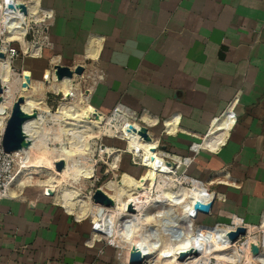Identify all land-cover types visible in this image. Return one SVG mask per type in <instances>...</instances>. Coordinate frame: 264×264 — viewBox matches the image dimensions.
<instances>
[{
  "label": "crops",
  "instance_id": "obj_1",
  "mask_svg": "<svg viewBox=\"0 0 264 264\" xmlns=\"http://www.w3.org/2000/svg\"><path fill=\"white\" fill-rule=\"evenodd\" d=\"M41 6L54 16L50 35L64 56L90 60L88 44L100 40L92 61L105 78L93 87L95 107L122 104L141 113V123L158 124L160 146L167 141L172 153L196 155L189 175L226 196L214 203L210 225L227 222L226 214L264 223V0H42ZM229 118L225 142L205 148ZM116 249L94 237L90 221L56 203L0 199V264H123Z\"/></svg>",
  "mask_w": 264,
  "mask_h": 264
},
{
  "label": "bare ground",
  "instance_id": "obj_2",
  "mask_svg": "<svg viewBox=\"0 0 264 264\" xmlns=\"http://www.w3.org/2000/svg\"><path fill=\"white\" fill-rule=\"evenodd\" d=\"M10 1L11 0H0V24H5L11 28L9 34L5 38V43L10 44L14 41H18L25 46L26 50L27 41L24 36L28 32L30 23L33 22L32 19L44 22L43 19L40 20V17L45 16L46 18H51V11L43 9L41 6V0H13L17 5V9L15 10L17 12L20 11L21 13L17 14L15 11V15L12 16L10 13H5V4ZM23 7H25V10ZM100 49V40L98 38L94 39L93 37L88 44L86 58L95 61L99 55ZM39 52L40 47L35 48L32 53L33 55H38ZM7 55V48L0 50V146L8 121L12 116V111L8 112L6 110L3 112L2 101L4 99L8 101V99L11 98L12 93L15 91V88L12 89L14 83L11 81V77L13 76H11L12 71ZM77 77L82 78V76L74 71H72L71 76L62 77L55 69V72L51 71L50 73L51 88L59 93H64L66 99L71 100L75 97L74 91L76 90V86L74 87V84L77 81ZM21 82L22 85H26L27 87L30 85L29 87L32 88L31 84L33 83L31 81L29 82L28 80L23 79ZM83 99L84 98L81 97V101L75 103V106L63 104L58 115L55 116V118L62 123L63 126L60 125L63 127L64 132L66 131L67 134H73L75 139H77L75 142L71 143L70 147H72L73 152L78 151L80 155H75L70 151L65 150V148L64 150L58 149L56 156L54 158L50 157V160H48L49 164L45 166L52 171V173L47 174L45 180V183L47 184L54 186L55 184L60 183L59 179L61 177L64 178L65 175L70 172L72 179L76 181H82L84 178L92 179L94 168L91 165V159L88 156L91 141L103 136H113V131L108 127V123L102 126L106 121L105 117L94 110L85 108L83 106ZM32 102L35 103L37 108L35 111H32ZM20 104L23 105L25 103L21 102ZM41 105L42 103H40L39 100L31 98L28 103L20 109L25 115L24 124H28L32 121V125L35 126L38 124L36 121L41 119L40 112L44 111L46 114L50 113L48 107L44 108L43 105L42 107ZM37 106L41 108H38ZM143 119V121L147 123H152V119L147 115H145ZM233 123L234 119L231 118L226 119V121L221 120L216 125L218 131H213L215 136L204 140L203 146L210 150H218L220 148L219 146L225 142V137ZM25 131L22 129L23 144L21 148L17 152L10 154L11 156H14L17 161H20L24 168H26L25 175H23L22 178L15 179L14 184L17 188L39 183V180H36L35 177L39 173L36 170H32V168H44L42 160L43 158L47 159L46 153L49 150L46 149L42 154V160L37 164H34V151L37 148L33 143H30ZM170 131L171 133H174L173 128H171ZM126 139L131 140L133 145L146 153V155H152L151 153L156 151L157 142L155 143L154 138H152L150 133L146 130L132 127L128 131ZM154 148L155 151H153ZM50 152H52V150H50ZM85 159L86 161H83ZM60 163H62L63 166L61 169H58L57 166ZM170 163L176 164L173 161L164 162L159 166L158 173L161 175L162 173L168 175L170 171L175 170L176 168L173 169L170 167ZM115 165L116 162L112 165L113 169L117 168ZM156 185L157 184L154 182L144 185L141 182H138L133 176L124 175L121 180L109 181L103 186V188H100V190L103 191V193L112 201L110 206L104 204L94 206L90 201L80 199V191L76 190L74 187H70V189L62 188L56 195L55 200L66 211V213L72 215L77 220L88 218L94 213V209L95 211L99 210V213L102 211V214L95 222H103L104 227L100 228L102 235L110 238L114 234H119L126 244L133 247L129 253V258L131 253L138 251L142 253V255L148 256V261H146L145 264H166L167 262L175 264V257L177 254L182 255L183 253L194 255L190 258L191 261L189 262L180 261L178 257L177 262L179 263L176 264H194V262L198 263L199 261L201 264H207L208 261L207 259H203L202 254L209 253L212 257L214 256V258L218 260L224 262L231 261L232 257L225 253L230 246L226 241H221V239L225 237L226 232H213L212 237L207 241H204L200 234H196L197 236L194 237L191 234L190 227L192 225V214L194 213L192 212V209L197 203H201V200L204 198L201 197L202 192L193 188L188 189L185 187H179V190L175 193L171 190L165 191L163 196L152 199L151 195ZM198 186V184H195V187ZM10 195L17 196V193L11 188ZM215 197H217L216 193ZM166 202H170L171 205L165 204ZM163 203L164 206L161 205ZM134 212H138L139 214L132 215L131 213ZM237 231L233 233H237ZM163 232L167 238L164 237L168 239L165 244H163ZM180 232H183V235H180ZM230 234L232 233H229V235ZM195 253H197V255H195ZM163 258L166 260L163 261ZM127 259L126 261H129V259ZM258 260L261 264H264V255L260 256Z\"/></svg>",
  "mask_w": 264,
  "mask_h": 264
},
{
  "label": "rangeland",
  "instance_id": "obj_3",
  "mask_svg": "<svg viewBox=\"0 0 264 264\" xmlns=\"http://www.w3.org/2000/svg\"><path fill=\"white\" fill-rule=\"evenodd\" d=\"M43 9L46 8L43 7ZM44 17H40V20L43 19L44 22H39V20L35 21L34 19H32L33 22H31L30 25L31 27H33L34 31L31 32L28 38H26V50L25 46L20 44L18 41L6 44L5 38L9 33L6 34V36H0V50L3 48L8 49L7 57L10 62L12 71L11 76H13L11 77V81L14 83L12 89L15 88V91L12 93L11 98H9L8 101H6V99L2 101L3 112L6 110L8 112H13L20 99H22L23 103H25L18 106L21 109L28 103L29 99L31 98L39 100L44 108L48 107L50 110L49 114H46L44 111L40 112L41 119L36 121L38 123L37 125H32V121L28 124H24L23 121V124L21 126V129H23L24 131L26 130L25 132L28 135L30 143H33L37 148L34 151V164H37L39 161H41V158L43 156L42 154L46 149H49L46 153L47 159L43 158L42 160V162L44 163V168H32V170H36L39 173V176H35L36 180H39V183H34L30 186L21 188H17L16 185L13 184L12 190H15L17 195H19L20 197H31L38 200L56 203L61 209L63 208L59 205L58 202H56L55 197L62 188L70 189V187H74L76 190L80 191V199L90 201L94 206L100 205V203L96 201V194L100 190V188H103V186L109 181L121 180L124 175H131L136 178L138 182H141L144 185H148L150 182L156 183L157 185L151 195L152 199L163 196L165 191L171 190L175 193L177 192V190H179V187L192 189L189 187V185H187V181H189V179L202 182L206 187L209 188L211 192L216 193V185H209L210 183L208 184L189 175L190 166L192 164L188 167H179L182 164L181 158L190 157L193 158L194 162L196 155L193 152L188 156H182L172 153L166 147L168 146L167 141L161 143L160 146V140L156 137L158 135L155 131V129L158 128L156 127L158 124L152 128L146 126L145 124L141 123V113L126 110L125 106L118 107V105L122 104H118L110 110H103L106 113L93 105L91 99L93 87L97 81L104 80L105 75L103 71L92 60H86L84 54H76L70 57L64 56L57 48V43L52 41L50 35V29L52 24L54 23V17L50 20ZM39 47V54L33 55V50ZM59 67L68 68L74 72H76L79 67L83 68V72L81 74H78L82 76V78L77 77V81L74 84V87L76 86L75 89L77 91H74L75 97L71 100H67L64 93H59L51 88L50 73L51 71L55 72V69L58 72ZM23 79L28 80L29 82L31 81L33 83L31 84L32 88L29 87L30 85L28 87L26 85H22L21 81ZM81 97L84 98L83 106L85 108L89 110H95L105 117L106 121L102 126L108 123V127L113 131V136H103L99 139L91 141L88 156L91 159L90 163L94 168L92 179L84 178L82 179V181H76L72 179V175L70 172L65 175L64 178L61 177L59 179L60 183H57L54 186L51 184H47L45 183L47 174L52 173V171L47 169L45 166L49 164L48 160H50V157L54 158L56 156V154L58 153V149L64 150L65 148V150H68L75 155H80L78 151L73 152L72 147H70L71 143L75 142L77 139H75L73 134H67L66 131L64 132L62 123H60L55 118V116L58 115L63 104L74 105L75 103H78V101H81ZM37 107L41 108L39 106ZM35 110H37V108L35 106V103L32 102V111ZM19 114L21 117H23V119L25 118V115L21 111ZM170 124L171 123L167 121L164 128V133L167 135H170L167 131ZM132 127H137L142 130L148 131L152 138H154L155 143L157 142L156 151L154 153H151L152 155H146V153L141 151L138 147L134 146L131 140L126 139L128 131ZM153 132L156 134V136ZM49 137L52 138L50 139ZM50 150H52V152H50ZM174 157L177 160L173 159ZM15 161L16 163L14 164V174L16 176V179H19L22 178L23 175H25L26 168H24L20 161H17L16 159ZM83 161H86V159ZM170 161H173L177 164L176 169L170 171L168 175L162 173V176L160 173H158L159 166L164 162ZM114 162H116L115 166L117 167L115 169L112 168ZM145 177L148 179H146ZM101 192L103 193V191ZM165 204L171 205L170 202H166ZM161 205L164 206V203ZM194 207L192 209V212L194 210ZM134 213L131 214H139L138 212ZM101 214L102 211L99 213V210L95 211L94 209V213L85 220L90 221V223L91 220H93V222L95 223ZM196 224L210 226V221L206 216L200 215L196 220ZM164 234L165 233L163 232V244H165L166 240H168L166 239L167 236H165ZM120 237L121 236L119 234H114L112 237L108 238L107 241L111 242V240L113 239L114 245L117 248L116 250H118V252L120 253L121 262H123L124 264L127 262L128 264V261H126V259L127 256L129 259V253L133 247L126 244L123 241L122 237ZM260 251L262 250H260L259 248L258 252L260 253ZM164 260L166 259L163 258V261ZM198 263L201 264L200 261ZM166 264L173 263L167 262Z\"/></svg>",
  "mask_w": 264,
  "mask_h": 264
},
{
  "label": "built area",
  "instance_id": "obj_4",
  "mask_svg": "<svg viewBox=\"0 0 264 264\" xmlns=\"http://www.w3.org/2000/svg\"><path fill=\"white\" fill-rule=\"evenodd\" d=\"M15 9H17L16 3L11 0L9 3L5 4V13H10L12 16L15 15ZM17 12V11H16ZM21 12L18 11L17 14H20ZM54 17V16H53ZM48 20L53 18H47ZM47 27V26H46ZM47 29V28H46ZM11 28L6 26L5 24H0V36H6V34L9 33ZM33 27H29L28 33L24 36V38H28V36L33 32ZM123 105H118V107H122ZM126 108V107H125ZM126 110H128L126 108ZM181 158V157H180ZM182 164L179 166H185L188 167L193 163V158L186 157L181 158ZM16 163L13 156H11L8 153H5L4 150L0 146V199H4L7 197H10V189L12 188L16 176L14 174V164ZM188 179V178H187ZM198 184V187H195V184ZM187 185H189L190 188L196 189L199 192H202L201 197H204L201 200V204L203 205H209L211 203L216 202V200H219L224 202L226 200L225 196L223 197H215V193L211 192L208 187H206L202 182L195 181L193 179H189L187 181ZM213 207L210 210L208 214L195 210H193V218H192V225H191V231L192 236H197L196 234H200L201 238L204 241H207L209 238L212 237L213 232L217 231H224L226 232L225 237L221 239L222 242H227L230 246L225 253L232 257L231 261L224 262L222 260H218L212 257V255L209 254H202L203 259H207V264H261L259 262V257L264 255V223H260L259 225H251L245 222V220L235 214H226L227 222H217L214 225L206 226V225H199L196 224V220L199 218L200 215L203 216H210L212 214ZM263 220V219H262ZM101 227L103 226V222L98 221L97 223H94L93 220H91V229L92 233H94V237L99 241H107L108 238L102 235ZM243 228L245 230V233L243 235H240L237 240L234 242L229 238V233L236 232L238 229ZM179 233V232H178ZM180 235H183V232H180ZM258 242V243H256ZM111 245H114L113 239L111 242L109 241ZM256 245V247L262 251L260 253L255 254L253 252V247ZM115 246V245H114ZM190 253V252H189ZM181 254H177L175 257L176 263L178 261V257H180ZM194 254H188L186 260L184 261H191L190 258ZM147 260H145L146 263ZM182 263V262H181ZM124 264V263H123ZM127 264V262L125 263ZM128 264H130V258L128 261ZM194 264H198L194 262Z\"/></svg>",
  "mask_w": 264,
  "mask_h": 264
},
{
  "label": "water",
  "instance_id": "obj_5",
  "mask_svg": "<svg viewBox=\"0 0 264 264\" xmlns=\"http://www.w3.org/2000/svg\"><path fill=\"white\" fill-rule=\"evenodd\" d=\"M23 9L25 10V7H23ZM83 72V68L79 67L76 70L77 74H81ZM58 74L62 77L64 76H71L72 75V71L68 68H58ZM1 92V89H0ZM23 102L22 99L19 100V103H17V106L14 108L13 112H12V116L10 117L7 127L5 129L3 138H2V148L4 150L5 153L8 154H13L15 152H17L22 144H23V137H22V123L24 121L23 117L20 116V108L18 106H20V103ZM153 151H155V148L153 149ZM170 167H172L173 169L176 168V164L174 163H170L169 164ZM63 166L62 163L58 164L57 168L61 169ZM96 201H98L100 204H104L106 206H110L112 204V201L105 195L103 194L100 190L97 192L96 194ZM213 207V203L209 204V205H203L201 203H197L195 205V210L204 212L206 214H208L210 212V210ZM102 232V231H101ZM245 233V230L243 228L238 229L237 233H232L229 235V238L234 242L235 240H237V238L240 235H243ZM258 248L256 246L253 247V252L255 254L259 253L258 252ZM195 255H197V253H195ZM188 254L183 253L180 257L179 260L180 261H184L186 260ZM148 259V256H144L142 255V253L136 251L131 253L130 256V264H145V260Z\"/></svg>",
  "mask_w": 264,
  "mask_h": 264
}]
</instances>
